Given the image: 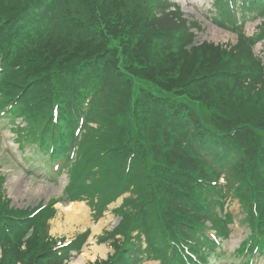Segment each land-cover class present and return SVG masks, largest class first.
I'll use <instances>...</instances> for the list:
<instances>
[{
    "label": "trees",
    "instance_id": "trees-1",
    "mask_svg": "<svg viewBox=\"0 0 264 264\" xmlns=\"http://www.w3.org/2000/svg\"><path fill=\"white\" fill-rule=\"evenodd\" d=\"M217 2L224 24L232 10L227 0ZM167 6L162 0H0V17L11 19L1 39L20 55V32L36 43L19 80L35 87L23 96L34 112L35 138L48 148L56 140V156L72 133V111L92 90L89 117L98 127L83 134L81 158L70 167L72 188L84 191L91 176L106 189L111 175L121 188L123 161L134 152V169L145 162L140 176L149 182L139 200L148 210L161 209L155 220L165 231L190 229L189 218H221L211 186L221 174L244 200L256 192L264 204V67L252 51L264 25L232 49L192 45L188 27ZM244 10L264 15V0ZM54 102L61 106L57 125ZM31 256L32 263L44 261Z\"/></svg>",
    "mask_w": 264,
    "mask_h": 264
},
{
    "label": "rangeland",
    "instance_id": "rangeland-1",
    "mask_svg": "<svg viewBox=\"0 0 264 264\" xmlns=\"http://www.w3.org/2000/svg\"><path fill=\"white\" fill-rule=\"evenodd\" d=\"M211 1L212 0L205 1L206 3L204 2V6H202L204 7V10L199 9L201 0H196L195 3H192L194 6L187 7L186 9V11L190 13V19H194L200 24V28L198 29V32H196V40H213L222 44H234L237 39L236 33L221 29L213 23L211 19V12H209ZM193 9H195L196 12ZM254 24L255 23H251L249 26L247 25L246 31L248 33L253 31ZM259 49L260 47L257 46L255 48V52L259 53ZM10 127V124L0 123V136L2 138L0 139V167H12L11 176H9L6 181V189L8 195L12 198L13 203H16L17 205H36L41 200L47 201L50 197L59 196L67 183L66 175L63 174L56 180H47L44 179V177H35L27 174L26 171L23 170L25 164L21 159L20 152L14 145H12L15 135L9 131ZM235 202L232 205V208H238V204L236 205ZM118 204L119 202L117 201L115 204L111 205L109 210L105 213V216L95 224L94 230L96 232L100 233L103 227L108 229L112 228L113 222L118 220L113 212L114 208H116ZM65 209L67 208L65 207ZM65 209L64 207L60 208L59 219L57 224H54L53 232L56 235L65 234V232H67L71 236L78 230H75L73 227L66 224L67 212ZM86 217L87 222L83 224V227L89 226L91 222L90 211L85 214V218ZM246 234V228L237 224L232 237L226 242L225 246L229 248L230 251L234 250L235 246L241 242ZM94 247H96V236L91 239L90 246L86 248V251L88 250V253L91 256H102L101 252L96 251ZM233 260V257L229 258V262H232ZM258 262H261V259H259ZM146 264H149V262Z\"/></svg>",
    "mask_w": 264,
    "mask_h": 264
},
{
    "label": "bare ground",
    "instance_id": "bare-ground-1",
    "mask_svg": "<svg viewBox=\"0 0 264 264\" xmlns=\"http://www.w3.org/2000/svg\"><path fill=\"white\" fill-rule=\"evenodd\" d=\"M77 204V203H76ZM67 212L66 220H67V225H70L71 227L74 228L75 224L77 223H85L84 221V210L78 207H75V204H71L70 206L67 207L65 210ZM101 225V224H100ZM96 251H100L102 254H106L107 248L103 245L94 247ZM89 256V253L87 252L84 257H80V259L76 260L73 264H84L85 258Z\"/></svg>",
    "mask_w": 264,
    "mask_h": 264
}]
</instances>
